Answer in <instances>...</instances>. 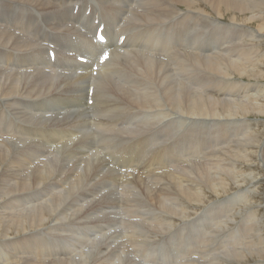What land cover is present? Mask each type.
I'll list each match as a JSON object with an SVG mask.
<instances>
[{"label": "bare ground", "instance_id": "bare-ground-1", "mask_svg": "<svg viewBox=\"0 0 264 264\" xmlns=\"http://www.w3.org/2000/svg\"><path fill=\"white\" fill-rule=\"evenodd\" d=\"M260 78L264 0H0V264L264 261Z\"/></svg>", "mask_w": 264, "mask_h": 264}, {"label": "rangeland", "instance_id": "rangeland-1", "mask_svg": "<svg viewBox=\"0 0 264 264\" xmlns=\"http://www.w3.org/2000/svg\"><path fill=\"white\" fill-rule=\"evenodd\" d=\"M230 17H231V14L230 15L229 14H226L225 17H223V18L220 17V18H221L222 21H224L223 23H225V24L228 23L229 24ZM249 25L252 26V27H254V28H257L258 22L257 21L256 22L253 21L252 24L249 23ZM104 59H107V58H104ZM83 61H85V60H83ZM256 80H257V78L251 79V78H248V77H244V79H243V81H251V82H255ZM260 82H262V84H263L264 83V78H260ZM249 120H251V123H253V124H258L257 127L260 125L259 126L260 128L258 127V129H261L262 133H264V123H262V122H264V114L262 115V114H259V113H255V114H252L251 116L249 115ZM259 123H261V124H259ZM258 182H260L258 185L261 188V190H263V192H264V186H263L264 185V178L259 179ZM121 195H122V193L121 194L118 193V198L120 200L122 199V196ZM154 209L155 208H152L151 214H149V215H152V213L154 212ZM165 227L166 226H163V225H162V227H157V230H159L162 233V235H161L159 231H156V232H159L156 235V236H158V239L160 240V245L159 246H157V247H155V248H153L151 250L150 249L149 250L146 249V251H144V250H141L140 251L138 249H134V247L133 248H130V250L128 251L129 247L127 248V251L130 252L129 256H130V258H132V262L131 263H135V264H150V262H151V264H174V263L175 264H189V263H191V264H202V263L203 264H217V263L218 264H222V263H224L225 264L227 262L226 264H231V263L232 264H237V263L239 264V261H240L239 255L241 254V252L242 251L243 252H249L247 249H243L244 244H245V240H247L248 238H243V239H241V238H231L232 242H231V240L229 238H227V239L226 238L212 239L211 241H209V242H207V243L204 244L203 242H200L199 240H197L198 238H195L194 237L195 235L194 236H191L188 233L186 234V231H184V232L183 231L182 232H178V234H177V233H174V230H172V231L169 232L168 230L165 229ZM83 229H84V227H81V230H83ZM188 232L190 233L189 230H188ZM182 233L186 234L187 236L186 235H181ZM126 234H127V232L126 233L123 232V233L120 234V237L124 238V236ZM147 239H150V238L147 237ZM169 239H171V240H169ZM228 239L231 242V244L229 243V241H227ZM237 240H238V242H237ZM163 241H164V243H162ZM168 242H171V243H168ZM173 242H175V243H173ZM192 242H194V243H192ZM180 244L181 245L184 244V245L181 246ZM186 244H188L189 247ZM201 244H203V245H201ZM227 244H229V245H227ZM212 246H213V248H212ZM247 248H249V247L247 246ZM161 249H163V250H161ZM152 250H153V252H152ZM158 250H160V251H158ZM182 250H185V251H182ZM189 250H190V252H189ZM192 250H193V254H192ZM165 253L168 254V255L165 256ZM251 253H253V255L249 254L250 261L248 262V264L249 263L250 264H264V261H261L262 263L260 262L261 259H260V257H258V255H257V253L255 251H253ZM162 254H163V256H162ZM205 254H206V256H205ZM207 255H210V256H207ZM169 256H172V257H169ZM227 257L229 259H227ZM165 258L166 259L168 258V259L166 260ZM187 258H189V260H187ZM204 258H205V262L203 261ZM220 258H223V260L220 259ZM224 258H225V260H224ZM257 258H259L260 260L257 259ZM149 259L150 260L153 259V260L150 261ZM215 260H216V263H215ZM262 260H264V258ZM117 261H118V259H117ZM117 261H116V263H118ZM155 261L157 263H155ZM188 261H190V262L189 263H186Z\"/></svg>", "mask_w": 264, "mask_h": 264}]
</instances>
